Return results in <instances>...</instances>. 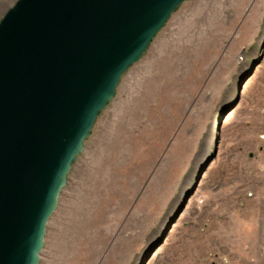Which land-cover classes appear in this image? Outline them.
I'll list each match as a JSON object with an SVG mask.
<instances>
[{
    "label": "rangeland",
    "instance_id": "rangeland-1",
    "mask_svg": "<svg viewBox=\"0 0 264 264\" xmlns=\"http://www.w3.org/2000/svg\"><path fill=\"white\" fill-rule=\"evenodd\" d=\"M39 264H264V0L172 14L97 119Z\"/></svg>",
    "mask_w": 264,
    "mask_h": 264
},
{
    "label": "water",
    "instance_id": "water-1",
    "mask_svg": "<svg viewBox=\"0 0 264 264\" xmlns=\"http://www.w3.org/2000/svg\"><path fill=\"white\" fill-rule=\"evenodd\" d=\"M188 0H17L0 21V264L47 225L124 74Z\"/></svg>",
    "mask_w": 264,
    "mask_h": 264
}]
</instances>
